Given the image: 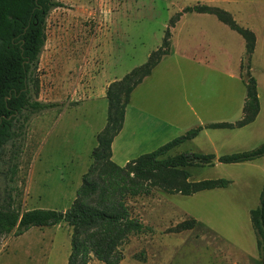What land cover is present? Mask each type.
<instances>
[{
  "label": "rangeland",
  "instance_id": "rangeland-1",
  "mask_svg": "<svg viewBox=\"0 0 264 264\" xmlns=\"http://www.w3.org/2000/svg\"><path fill=\"white\" fill-rule=\"evenodd\" d=\"M59 1L62 5L47 19V40L36 72L37 99L55 106L32 113L24 139L6 146V162L0 163V203L14 188L15 207L22 211H64L71 206L93 163L97 136L107 124L108 86L144 64L161 47L168 28L171 51L134 90L113 160L123 166L197 126L238 121L248 73L262 94L258 122L241 129L204 128L194 141L169 155L203 151L220 156L264 143V0ZM198 4L221 7L255 32L250 59L244 37L215 15L184 12ZM172 20H178L175 26ZM170 120L176 125L166 135V127L157 125ZM18 146L13 180L8 160ZM191 172L194 181L232 182L193 195L155 189L128 197L131 215L144 229L121 247L125 258L120 264H230L258 254L250 211L260 205L264 156L248 164L217 161L214 166L192 167ZM191 218L198 221L194 228L175 231ZM71 233L61 222L4 235L0 264H69ZM91 263L105 264L96 258Z\"/></svg>",
  "mask_w": 264,
  "mask_h": 264
},
{
  "label": "trees",
  "instance_id": "trees-1",
  "mask_svg": "<svg viewBox=\"0 0 264 264\" xmlns=\"http://www.w3.org/2000/svg\"><path fill=\"white\" fill-rule=\"evenodd\" d=\"M61 5L59 0H0V163L6 162V146L10 143L15 146L17 140L24 139L30 115L55 106L37 99L40 82L36 72L47 40L48 16ZM184 12L215 15L244 37L247 54L251 58L256 47V34L241 26L229 11L198 4L186 7ZM181 15L179 13L178 16ZM177 21L172 20V26ZM171 37L172 31L168 28L161 47L153 51L144 64L108 86L107 124L97 136L93 163L84 175L71 206L64 211L51 208L22 211L15 207L16 195L12 188L0 203V238L12 232L22 235L34 226L66 222L72 229L69 264H92L93 258L105 264H120L125 258L121 247L132 235L140 234L144 229L140 219L131 215L128 197L149 195L155 189L168 194L193 195L204 190L226 188L232 182L226 178L191 180V168L214 165L216 159L223 163H236L264 156V143L251 150L218 158L213 153L202 152L169 155L176 147L198 136L205 127L236 128L255 121L260 111V98L257 80L248 73L245 76L247 96L244 114L240 120L197 126L123 166L113 160L112 144L123 129L131 95L170 53ZM20 151L18 146L9 155L8 171L13 180L18 172ZM250 217L264 261V188L260 205L250 211ZM197 222L195 218L185 220L176 226L175 231L192 229Z\"/></svg>",
  "mask_w": 264,
  "mask_h": 264
},
{
  "label": "crops",
  "instance_id": "crops-1",
  "mask_svg": "<svg viewBox=\"0 0 264 264\" xmlns=\"http://www.w3.org/2000/svg\"><path fill=\"white\" fill-rule=\"evenodd\" d=\"M156 68V67H155ZM154 68V69H155ZM154 69H153V71H154ZM152 71V72H153ZM152 74V73H151ZM150 74V75H151ZM149 75V76H150ZM149 76H147V77H149ZM146 77V78H147ZM145 78V79H146ZM144 79V80H145ZM143 80V81H144ZM140 85V84H139ZM136 89V88H135ZM134 92V91H133ZM258 93H259V91H258ZM133 94V93H132ZM260 94V96H259V98H261L262 97V94L261 93H259ZM131 98H132V95H131ZM130 102H131V100H130ZM130 102H129V104L127 105V108H126V115H125V122H124V126H123V129H122V131H121V133H119L116 137H115V139H114V141H113V144H112V149H113V156H114V146H115V143H116V140H117V138L122 134V132L124 131V129H125V126H126V120H127V116H128V109H129V106H130ZM244 114V113H243ZM261 116H263V108H262V106L260 105V111H259V114H258V116H257V118L255 119V121H253L252 123H250V124H248V125H245V126H243V127H236V128H211V129H241V128H245V127H247V126H251V125H253V124H256V122H258V120L261 118ZM139 117H140V115H139ZM243 117V116H242ZM240 120V119H239ZM145 122H147L148 123V121H147V118H145V120H144ZM165 122V125H157L158 127H160V128H165L164 129V131L166 132V135H169L170 134V131H171V128H173V127H175V123L174 122H172L171 120L170 121H164ZM222 122H228V121H222ZM210 123H215V122H210ZM210 123H207V124H210ZM229 123H235V122H229ZM206 124V125H207ZM205 128H207V127H205ZM200 134V133H199ZM199 136V135H198ZM198 136H196V137H198ZM196 137L195 138H193L192 140H189V141H187V142H191V141H194L195 139H196ZM174 139V138H173ZM172 140V139H171ZM167 143V142H166ZM184 144V143H183ZM182 145V144H181ZM180 145V146H181ZM194 152H202V153H205V152H203V151H194ZM207 153V152H206ZM210 153H213V152H210ZM213 154H215V153H213ZM216 155V154H215ZM221 156V155H220ZM220 156H217L216 155V157H220ZM260 158V157H259ZM258 159V158H257ZM257 159H255V160H257ZM255 160H250V161H243V162H236V163H239V164H248L249 162H253V161H255ZM218 161V159H216L215 160V164H216V162ZM214 164V165H215ZM214 165H206V166H214ZM257 248H258V245H257ZM247 257H248V260H246V262H243V261H240V260H234V261H232L231 260V263L230 264H250V261H252V263L253 264H262V262H263V260H262V257H261V255H260V252H259V249H258V254H256V255H254V256H252V255H247ZM247 259V258H246Z\"/></svg>",
  "mask_w": 264,
  "mask_h": 264
}]
</instances>
